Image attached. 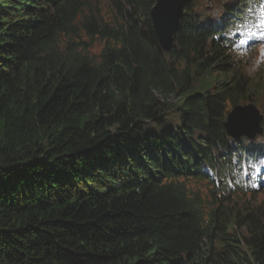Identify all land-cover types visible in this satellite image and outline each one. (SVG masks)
Returning a JSON list of instances; mask_svg holds the SVG:
<instances>
[{
  "label": "trees",
  "instance_id": "obj_1",
  "mask_svg": "<svg viewBox=\"0 0 264 264\" xmlns=\"http://www.w3.org/2000/svg\"><path fill=\"white\" fill-rule=\"evenodd\" d=\"M157 1L0 0V264H264V207L219 181L246 141L228 109L258 94L243 10L187 4L166 51Z\"/></svg>",
  "mask_w": 264,
  "mask_h": 264
},
{
  "label": "rangeland",
  "instance_id": "obj_2",
  "mask_svg": "<svg viewBox=\"0 0 264 264\" xmlns=\"http://www.w3.org/2000/svg\"><path fill=\"white\" fill-rule=\"evenodd\" d=\"M115 0H92V3L97 7L100 13L103 14L104 17H112V2ZM236 0H195L194 3V8L196 11L199 13L203 14L206 16V18L209 19H222L224 17V9L226 4H231L234 3ZM250 17V16H249ZM255 16L251 17L250 20L254 21ZM257 22V21H256ZM255 23V22H254ZM231 30V35L232 37L235 35V32L237 33L238 30L236 27H231L229 28ZM259 34V33H258ZM78 35L79 37L75 36L74 41L78 43L82 40L85 39V42L87 41L91 42L93 40L94 43L92 47L90 48L91 54L96 53L99 51L102 46L103 42L99 39L96 40V38L89 40L83 32H80ZM238 36H240L239 33H237L234 38H233V52L232 57H234V60L236 59L235 63H240L242 66V69L244 72L248 75L251 76L252 78H258L256 82L258 83V87L256 89V98H255V106L258 109V112L261 114V117L263 116V121L262 125L263 126V133L262 134H257V136L254 138V145L255 144H260L264 146V34L263 38H257L254 40V42L246 44V42H239L238 41ZM61 43L65 45V41L67 39L65 37L61 38ZM87 40V41H86ZM236 40V41H235ZM235 41V42H234ZM237 51V52H236ZM240 52V53H239ZM238 54V55H237ZM247 103L241 104V105H246ZM235 109V108H234ZM233 109V110H234ZM249 144V142L245 143ZM251 144V143H250ZM254 147V146H252ZM246 155H243V157H239V160L241 161L242 158H244ZM238 162L242 164V168L240 169L239 165L236 166L235 172L241 173L243 176H238L239 181L236 182V184L239 186V194L241 195V202L249 201L252 204H255L257 206L261 205L264 207V188H261V186L258 187V189L255 191L254 187L251 185V178H250V172H249V165L243 161V162ZM250 162V160H247ZM264 161V160H262ZM261 161V163H262ZM264 165V163H262ZM260 164L257 165L259 167ZM243 183V191L240 187V185ZM249 186V192L246 189V187ZM190 187L201 193L203 196H205L209 190V186L205 182H199V183H194L192 182L190 184ZM229 188L234 189V186H228ZM236 187V185H235ZM229 191L231 195H233L234 192ZM247 205V204H246ZM248 206V205H247Z\"/></svg>",
  "mask_w": 264,
  "mask_h": 264
},
{
  "label": "water",
  "instance_id": "obj_3",
  "mask_svg": "<svg viewBox=\"0 0 264 264\" xmlns=\"http://www.w3.org/2000/svg\"><path fill=\"white\" fill-rule=\"evenodd\" d=\"M193 0H158L154 8V17L162 45L168 51L174 43L175 32L180 28L184 7ZM225 121L227 133L233 138L248 136L253 138L257 133H262L260 126L261 117L253 106H236L235 110L228 113ZM258 114V115H257ZM247 120V124L236 122L234 119Z\"/></svg>",
  "mask_w": 264,
  "mask_h": 264
},
{
  "label": "bare ground",
  "instance_id": "obj_4",
  "mask_svg": "<svg viewBox=\"0 0 264 264\" xmlns=\"http://www.w3.org/2000/svg\"><path fill=\"white\" fill-rule=\"evenodd\" d=\"M240 15V14H239ZM220 24V23H219ZM227 25V24H226ZM164 48V47H163ZM230 49V48H229ZM229 52H230V50H229ZM237 52V51H236ZM234 53V52H233ZM240 53V52H239ZM238 55V54H237ZM235 110V109H234ZM233 109L230 111V112H232V111H234ZM255 111L259 114V116L261 117V114L258 112V109H255ZM257 114V115H258ZM263 118V116L261 117V119ZM236 122L238 121L239 123H245V124H247V120H244V119H240V118H237V119H234ZM231 150H234L233 148H231ZM262 152V151H261ZM236 154L238 155L237 156V158L238 157H243V155H246V153L243 151V149H240L239 151H237L236 152ZM245 158V157H244ZM244 158H242L243 160H244ZM237 160H235V162H236ZM238 165H239V167H240V169L242 168V164L241 163H237ZM238 165H233L234 167H232V170H229V174H227V177H230V178H232L233 180H230L229 178H227V177H222V178H220V182L222 183V184H224V185H227V186H234V189H232L231 191L233 192H235V195H236V193H238L239 194V192H237V191H239V186L236 184V182L237 181H239V179H238V176L240 175V176H243L241 173H238L239 172V170H238V172H235V171H233V169H235V168H237V167H235V166H238ZM218 175H221V176H225L222 172H221V170L220 169H218ZM235 180V181H234ZM203 182H205L209 187H210V184H209V182L208 181H203ZM235 185H236V187H235ZM259 186H261V188H264V183H259L258 184V186L255 188V191L258 189V187ZM240 187H241V189H242V191H243V183L240 185ZM210 189V188H209ZM231 189V188H230ZM246 189L248 190V192H249V186L248 187H246ZM240 195V194H239Z\"/></svg>",
  "mask_w": 264,
  "mask_h": 264
},
{
  "label": "snow or ice",
  "instance_id": "obj_5",
  "mask_svg": "<svg viewBox=\"0 0 264 264\" xmlns=\"http://www.w3.org/2000/svg\"><path fill=\"white\" fill-rule=\"evenodd\" d=\"M262 163H264V161H262Z\"/></svg>",
  "mask_w": 264,
  "mask_h": 264
}]
</instances>
